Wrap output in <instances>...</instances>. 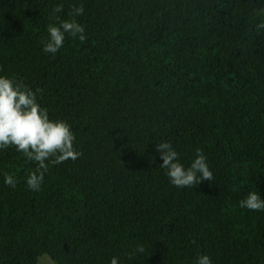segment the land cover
<instances>
[{"label": "trees", "instance_id": "obj_1", "mask_svg": "<svg viewBox=\"0 0 264 264\" xmlns=\"http://www.w3.org/2000/svg\"><path fill=\"white\" fill-rule=\"evenodd\" d=\"M62 11L53 14L56 5ZM73 6L83 13L70 16ZM264 0H0V76L66 121L82 153L36 168L0 149V264H264ZM75 19L42 51L47 25ZM40 89L41 91H37ZM187 168L201 149L212 181L177 188L156 144ZM17 183H4V174ZM139 247L144 252L138 251Z\"/></svg>", "mask_w": 264, "mask_h": 264}, {"label": "clouds", "instance_id": "obj_2", "mask_svg": "<svg viewBox=\"0 0 264 264\" xmlns=\"http://www.w3.org/2000/svg\"><path fill=\"white\" fill-rule=\"evenodd\" d=\"M62 6L56 5L53 14L61 12ZM83 13L82 6H73L70 16ZM257 16H264V8L256 11ZM50 19L58 21L48 24V37L41 41L42 51L55 55L63 47L65 34L84 42L85 29L75 19L60 21L58 16ZM258 30H264V19L256 24ZM37 91H41L37 89ZM75 135L71 126L63 120H51L48 111L38 102L36 93L21 81L7 76H0V149L14 147L23 154L26 161L35 162L36 168L30 171L25 183L29 190L39 191L48 170L52 165L61 164L69 159L75 161L82 153L74 148ZM162 163L160 167L166 169L170 183L177 188H191L201 181L214 179L206 157L201 149H196V156L187 168L179 161V154L169 142L161 141L156 144ZM4 183L10 187L16 186L13 175L5 173ZM239 207L251 211L264 210V200L256 191L249 192L239 201ZM138 251L143 253L144 248ZM110 264H117V258L112 257ZM195 264H212L207 255H199Z\"/></svg>", "mask_w": 264, "mask_h": 264}, {"label": "rangeland", "instance_id": "obj_3", "mask_svg": "<svg viewBox=\"0 0 264 264\" xmlns=\"http://www.w3.org/2000/svg\"><path fill=\"white\" fill-rule=\"evenodd\" d=\"M38 264H55V263L52 262L47 255H42L38 259Z\"/></svg>", "mask_w": 264, "mask_h": 264}]
</instances>
